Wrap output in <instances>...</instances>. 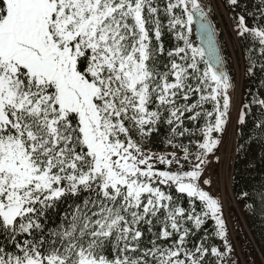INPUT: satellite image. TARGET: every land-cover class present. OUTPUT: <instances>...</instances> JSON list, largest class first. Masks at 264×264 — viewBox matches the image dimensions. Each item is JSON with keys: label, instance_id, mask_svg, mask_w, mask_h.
<instances>
[{"label": "snow or ice", "instance_id": "obj_1", "mask_svg": "<svg viewBox=\"0 0 264 264\" xmlns=\"http://www.w3.org/2000/svg\"><path fill=\"white\" fill-rule=\"evenodd\" d=\"M219 9L232 55L216 0H0V264H242L216 169L260 146L264 223V0Z\"/></svg>", "mask_w": 264, "mask_h": 264}, {"label": "trees", "instance_id": "obj_2", "mask_svg": "<svg viewBox=\"0 0 264 264\" xmlns=\"http://www.w3.org/2000/svg\"><path fill=\"white\" fill-rule=\"evenodd\" d=\"M227 54L230 55L228 49ZM260 154V146L253 145L243 158L237 160L234 157L232 164L233 192L245 187L251 179H254L258 175L259 166L255 172H252L251 176L249 175L248 162L258 161ZM233 178L235 183H233ZM234 201L240 211L238 213L236 209L231 210L234 221L233 227L245 261L250 264L253 261L254 264H264V223H261V218L254 217L248 213L241 203L236 200Z\"/></svg>", "mask_w": 264, "mask_h": 264}, {"label": "rangeland", "instance_id": "obj_3", "mask_svg": "<svg viewBox=\"0 0 264 264\" xmlns=\"http://www.w3.org/2000/svg\"><path fill=\"white\" fill-rule=\"evenodd\" d=\"M219 2H220V0H216L217 7H218L217 21L219 23L220 28L223 29L224 35H226L227 40L229 41L228 43L226 42L227 43V49L229 51V54L232 55V53H233L232 42H231V38L228 36L227 24H226L225 20L221 19L220 15H219V12H220ZM234 142H235V138L230 137L229 142L225 145L224 163L216 169V172L219 173V183H218V188L216 191L221 193L225 198V201H226L225 214L228 217V223L230 224V226L233 229V238L237 242V250H238V253L240 255V259L242 261V264H250V263L245 261V258L241 252V246L236 239V233H235V231H234L235 229L233 227V223H234L233 216L231 215V210L236 209L238 213L240 211L238 206L236 205L234 199H233V196H232V194H233L232 193V164H233L234 157L231 154V148L233 147ZM214 174H216V173H214Z\"/></svg>", "mask_w": 264, "mask_h": 264}, {"label": "built area", "instance_id": "obj_4", "mask_svg": "<svg viewBox=\"0 0 264 264\" xmlns=\"http://www.w3.org/2000/svg\"><path fill=\"white\" fill-rule=\"evenodd\" d=\"M225 38H226V41H227V43L229 42L228 40H227V37H226V35H225ZM215 175V174H214ZM217 188H218V185H217ZM217 190V189H216Z\"/></svg>", "mask_w": 264, "mask_h": 264}, {"label": "bare ground", "instance_id": "obj_5", "mask_svg": "<svg viewBox=\"0 0 264 264\" xmlns=\"http://www.w3.org/2000/svg\"><path fill=\"white\" fill-rule=\"evenodd\" d=\"M226 40V39H225ZM227 42V41H226Z\"/></svg>", "mask_w": 264, "mask_h": 264}]
</instances>
